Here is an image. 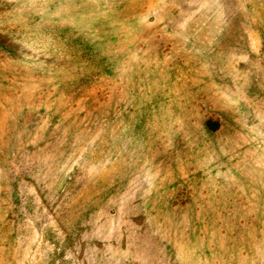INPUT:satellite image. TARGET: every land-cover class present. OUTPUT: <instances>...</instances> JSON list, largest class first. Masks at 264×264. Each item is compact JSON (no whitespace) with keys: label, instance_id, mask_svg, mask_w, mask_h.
<instances>
[{"label":"rangeland","instance_id":"374dc122","mask_svg":"<svg viewBox=\"0 0 264 264\" xmlns=\"http://www.w3.org/2000/svg\"><path fill=\"white\" fill-rule=\"evenodd\" d=\"M0 264H264V0H0Z\"/></svg>","mask_w":264,"mask_h":264}]
</instances>
